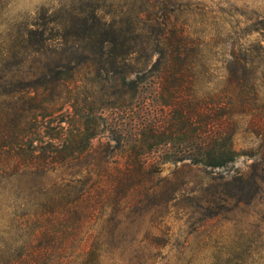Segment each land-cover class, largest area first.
I'll use <instances>...</instances> for the list:
<instances>
[{
  "label": "trees",
  "instance_id": "trees-1",
  "mask_svg": "<svg viewBox=\"0 0 264 264\" xmlns=\"http://www.w3.org/2000/svg\"><path fill=\"white\" fill-rule=\"evenodd\" d=\"M86 1L1 32L0 264H103L85 228L169 163L245 157L248 171L222 182L239 200L264 193V16L243 53L218 58L165 0ZM27 53L49 56L45 69H11Z\"/></svg>",
  "mask_w": 264,
  "mask_h": 264
},
{
  "label": "rangeland",
  "instance_id": "rangeland-1",
  "mask_svg": "<svg viewBox=\"0 0 264 264\" xmlns=\"http://www.w3.org/2000/svg\"><path fill=\"white\" fill-rule=\"evenodd\" d=\"M70 1L9 0L0 13V47L9 44L1 32L16 20ZM165 3L174 11L173 19L189 25L195 37L216 43L208 52L218 58L243 53L258 38L257 34L247 36V29L264 16V0ZM86 5L105 11V0H87ZM48 61L47 55L27 53L23 63L11 69H45ZM249 140L240 137L239 147ZM101 143L105 144V138L94 146ZM251 163L242 157L226 169L164 165L159 175L145 181L119 208L105 207L104 202L84 230L91 234L87 249L101 247L103 264H264V193L249 202L239 200L232 186L221 180L247 172ZM56 180L53 175L44 184L50 187Z\"/></svg>",
  "mask_w": 264,
  "mask_h": 264
}]
</instances>
